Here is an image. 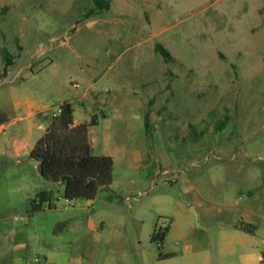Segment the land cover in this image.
<instances>
[{"label":"rangeland","instance_id":"rangeland-1","mask_svg":"<svg viewBox=\"0 0 264 264\" xmlns=\"http://www.w3.org/2000/svg\"><path fill=\"white\" fill-rule=\"evenodd\" d=\"M108 1L0 0V264H263L264 0ZM65 102L91 201L29 157Z\"/></svg>","mask_w":264,"mask_h":264},{"label":"trees","instance_id":"trees-1","mask_svg":"<svg viewBox=\"0 0 264 264\" xmlns=\"http://www.w3.org/2000/svg\"><path fill=\"white\" fill-rule=\"evenodd\" d=\"M98 9H108V0H93ZM8 10L0 9V15ZM154 50L165 61L173 60L169 52L156 43ZM9 57V56H8ZM4 66V72L11 61ZM8 123L6 113L0 108V126ZM95 125L94 118L89 122L74 125L73 107L69 102L59 106V114L52 116L42 138L33 146L29 157L33 159L40 175L64 186L63 197L66 201L94 199L101 187L112 183L113 161L110 156L93 155L89 137V127ZM156 236H153L154 239ZM264 264V253L261 254Z\"/></svg>","mask_w":264,"mask_h":264},{"label":"crops","instance_id":"crops-1","mask_svg":"<svg viewBox=\"0 0 264 264\" xmlns=\"http://www.w3.org/2000/svg\"><path fill=\"white\" fill-rule=\"evenodd\" d=\"M7 74H8V71L7 72L5 71V73H3L4 76H6ZM30 115L31 116H34V115H36V113L35 112H32ZM101 115L104 116V113L101 112ZM93 118H94V122H95V120H96L95 119L96 118L95 117V114H92L91 118L88 119L86 121V123L89 122ZM73 122H74V125H77L78 124L77 122L74 121V119H73ZM7 126H8V124L1 125L0 126V129L6 128ZM91 127H93V126H91ZM91 127H89V129H88V133H89V130H90ZM91 144H92V141H91ZM59 184H61V183H59ZM62 192L64 194V188L62 189ZM42 198L43 197H41V200H42ZM263 203H264V199H263ZM11 241L12 242H16V235L15 234H13L11 236ZM21 248H22L21 245L20 246L17 245V246L14 247L13 252H12V255H11V260H10L11 261V264H23V261H21L20 260V257H19V256H21V254H20L21 251H22ZM257 260H259V261L261 260V255L260 254L257 256ZM65 263L66 264H79L78 260L72 259V258H68Z\"/></svg>","mask_w":264,"mask_h":264},{"label":"built area","instance_id":"built-area-1","mask_svg":"<svg viewBox=\"0 0 264 264\" xmlns=\"http://www.w3.org/2000/svg\"><path fill=\"white\" fill-rule=\"evenodd\" d=\"M58 114H59V110H58V113H57V114H56V113H53L52 116L55 117V116H57Z\"/></svg>","mask_w":264,"mask_h":264}]
</instances>
